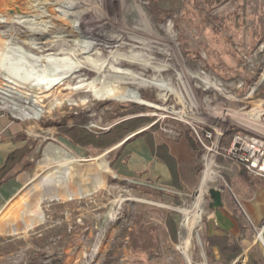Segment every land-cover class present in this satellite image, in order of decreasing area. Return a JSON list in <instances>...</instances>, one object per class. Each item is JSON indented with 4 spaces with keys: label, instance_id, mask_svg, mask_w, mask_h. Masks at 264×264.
I'll use <instances>...</instances> for the list:
<instances>
[{
    "label": "rangeland",
    "instance_id": "374dc122",
    "mask_svg": "<svg viewBox=\"0 0 264 264\" xmlns=\"http://www.w3.org/2000/svg\"><path fill=\"white\" fill-rule=\"evenodd\" d=\"M0 110L27 148L0 264H226L201 225L233 162L202 186L192 128L264 134V0H0ZM147 140L179 187L133 159Z\"/></svg>",
    "mask_w": 264,
    "mask_h": 264
},
{
    "label": "crops",
    "instance_id": "0c3cea01",
    "mask_svg": "<svg viewBox=\"0 0 264 264\" xmlns=\"http://www.w3.org/2000/svg\"><path fill=\"white\" fill-rule=\"evenodd\" d=\"M17 125L16 121L0 110V169L10 153L23 147ZM144 146L132 149L133 159L143 162L145 168L152 163L151 171L158 172L164 181L169 182L171 175L166 164L151 154L147 144ZM169 153L176 160L179 173L182 153L171 149ZM219 168L223 180L217 186L220 189L221 204L212 208L207 206V211L205 210L201 225L205 245L215 252L219 250L221 256L220 249L227 250V245L234 244L239 252L233 261L228 263L223 260L226 264H264V178L250 175L233 163L222 161ZM224 174L230 182L225 180ZM19 176L13 166L0 177V215L20 189L19 186H14ZM3 229L4 227H0L1 231ZM217 236L222 239L221 247L210 240ZM251 251L256 252L257 258L250 259Z\"/></svg>",
    "mask_w": 264,
    "mask_h": 264
},
{
    "label": "built area",
    "instance_id": "2783aa9c",
    "mask_svg": "<svg viewBox=\"0 0 264 264\" xmlns=\"http://www.w3.org/2000/svg\"><path fill=\"white\" fill-rule=\"evenodd\" d=\"M221 114L222 119L214 126L206 129L192 128L205 151V163L213 165L215 159L221 157L242 167L250 175L264 178V134L253 135L238 130L223 145L222 140L230 127L224 124L227 112Z\"/></svg>",
    "mask_w": 264,
    "mask_h": 264
},
{
    "label": "trees",
    "instance_id": "16d2710c",
    "mask_svg": "<svg viewBox=\"0 0 264 264\" xmlns=\"http://www.w3.org/2000/svg\"><path fill=\"white\" fill-rule=\"evenodd\" d=\"M82 132L83 131H81L79 133L80 135L78 134L80 137H75V136L72 137L73 142H75L74 144H81V145L89 144V142H86V140L83 139V137H82L86 133H84V132L82 133ZM114 141L119 142V138L116 137ZM146 144L148 145L151 154L155 158L161 160L163 163L166 164V166L169 169L173 185L176 187H179V173H178V169H177V163H176V160L174 159V157L169 153L166 145L159 144L156 146L153 144V142L151 140H147ZM188 144L190 145L193 153L198 156V154H199L198 148H197V145L194 143V141L189 139ZM26 150H27V148L18 149V150H15L8 155L4 166L0 169V177L3 176L4 174H6L19 161L21 156L25 154ZM173 224H174L173 221H171V223L169 221L168 225L169 226L171 225V227H168V229L171 232L172 238H174L176 240L177 230H175L176 227H172ZM210 240H213V242H216L215 244H217L218 247H221L220 244H221L222 239L220 237H218V236L213 237ZM227 246L229 247L227 250L220 249V252H221V256H222L223 260L225 262L229 263L235 259L239 250L236 248V246L234 244H232V245L230 244Z\"/></svg>",
    "mask_w": 264,
    "mask_h": 264
},
{
    "label": "bare ground",
    "instance_id": "6f19581e",
    "mask_svg": "<svg viewBox=\"0 0 264 264\" xmlns=\"http://www.w3.org/2000/svg\"><path fill=\"white\" fill-rule=\"evenodd\" d=\"M99 1H104L105 3H109L110 0H99ZM133 3L137 4L138 0H131ZM142 12V11H141ZM143 13V12H142ZM111 94H108L106 97H109ZM119 95V94H118ZM128 96V95H127ZM121 97V96H120ZM129 100H133V101H141V99L135 95H130L129 96ZM142 102V101H141ZM147 104V103H146ZM213 169H212V165H207L203 177H202V186H204V184H206V182L209 180V177L211 175V173H213ZM213 177V176H212ZM211 180V179H210ZM201 192V191H200ZM200 192H198L197 194H199ZM198 196V195H196ZM200 200V198L198 197V201ZM201 208L199 207L196 212H195V217H198L201 213ZM194 220V219H193ZM192 223V222H191ZM189 230V229H188ZM185 252V251H184ZM188 254V253H187ZM186 259L189 262V258L186 255Z\"/></svg>",
    "mask_w": 264,
    "mask_h": 264
},
{
    "label": "water",
    "instance_id": "95a60500",
    "mask_svg": "<svg viewBox=\"0 0 264 264\" xmlns=\"http://www.w3.org/2000/svg\"><path fill=\"white\" fill-rule=\"evenodd\" d=\"M209 195L211 196L212 205L218 207L221 204L220 201V189H210Z\"/></svg>",
    "mask_w": 264,
    "mask_h": 264
}]
</instances>
